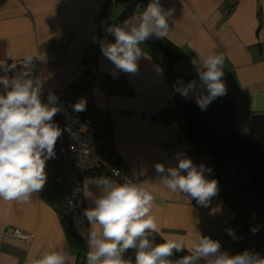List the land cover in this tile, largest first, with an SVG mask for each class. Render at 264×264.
<instances>
[{
  "label": "crops",
  "instance_id": "crops-1",
  "mask_svg": "<svg viewBox=\"0 0 264 264\" xmlns=\"http://www.w3.org/2000/svg\"><path fill=\"white\" fill-rule=\"evenodd\" d=\"M150 2L139 5L138 11L145 10ZM133 3L0 0V65L7 67L9 60L46 53L47 59L40 63L41 73L47 93L59 97V109L77 91L91 87L95 104L110 116L117 151L130 163L134 182H146L155 195L153 211L162 239L182 237L191 247L201 234L219 240L222 251L240 253L234 247L235 239L226 232L228 222L238 214L237 204L220 188L208 207L170 192L159 183L154 165L175 166L178 161L173 158L181 152L177 144L193 145L182 128L181 112L195 94L185 98L175 93L174 83L182 76L198 81L194 63L201 64L202 57H225L223 80L226 95L235 102L239 135H247L254 116L264 115V0H160L165 9H174L165 39L179 48L184 58L171 62L163 51L145 43L141 45L145 58L139 61V72H121L113 78V65L103 58L93 37L103 40L105 28L116 24ZM107 38L114 42V37ZM198 91L207 94L199 86ZM169 98L174 100L173 107ZM142 114H149L152 123L145 124ZM196 151L199 165L212 169L207 178L217 179L212 159L200 157ZM61 166L57 159L47 161L46 184L29 202L0 200V264H26L29 258L51 248L64 251L68 264H87V242L80 235L89 227L86 217L74 216L68 227L60 217L66 187ZM103 177L107 176L98 174L86 180L85 189L93 197L99 195L94 181ZM89 207H94V202L86 197ZM9 228L22 230L29 239L7 237Z\"/></svg>",
  "mask_w": 264,
  "mask_h": 264
},
{
  "label": "clouds",
  "instance_id": "clouds-1",
  "mask_svg": "<svg viewBox=\"0 0 264 264\" xmlns=\"http://www.w3.org/2000/svg\"><path fill=\"white\" fill-rule=\"evenodd\" d=\"M173 20L174 9H165L160 0H151L145 10L135 12L122 24L107 26L103 40L93 37L103 58L113 65V78H118L121 72L136 75L139 61L145 58L141 45L152 39L167 38ZM108 36L114 37V42H109ZM46 59V53L25 55L18 71L16 63L0 65L4 73L0 75V200L6 202L27 203L44 188L47 161L55 158V148L63 132L54 121L60 111L59 97L49 92L45 100L46 81L35 75L36 63ZM201 59V64L194 63L198 81L185 84L179 79L174 83V92L185 98L195 94L196 104L206 111L216 98L227 93L223 80L225 57L212 54ZM10 72L13 75L9 76ZM198 86L206 89L207 94H200ZM73 110L85 111L86 100L75 103ZM173 159L178 161L175 166L155 163L159 183L170 192H179L208 207L219 194V181L206 176L212 169L203 163L196 165L182 151ZM119 174L114 170V176ZM94 183L99 195L93 197L85 190L94 207L84 210L89 227L80 231L87 242V264H264V257L257 252L245 249L233 255L221 250L219 240L201 234L191 247L186 246L182 237L164 238V242L155 243L150 234H159L160 224L153 211L155 195L146 182L125 178L121 183L103 177ZM251 230L256 233L258 227ZM226 232L237 238L233 229ZM185 249L187 255L173 258ZM129 250L135 251L134 260L125 258ZM26 264H68V261L64 251L51 248L29 258Z\"/></svg>",
  "mask_w": 264,
  "mask_h": 264
},
{
  "label": "built area",
  "instance_id": "built-area-1",
  "mask_svg": "<svg viewBox=\"0 0 264 264\" xmlns=\"http://www.w3.org/2000/svg\"><path fill=\"white\" fill-rule=\"evenodd\" d=\"M22 59L9 60L8 63L18 65ZM13 74V73H12ZM35 75L44 80L40 63H36ZM48 93L44 84V99ZM86 100V110L75 112L73 105L80 100ZM168 104L174 106L173 98ZM145 124L152 123L149 114L141 115ZM54 121L63 130L58 139L55 152L57 159L62 164L61 171L66 176L64 206L60 217L64 224L69 226V221L86 209L85 182L88 178L98 174H105L118 182L125 178L134 182L133 171L130 163L125 162L119 155L108 112L97 107L93 98L91 87L77 91L60 108ZM177 150L189 155L196 165H199V156L191 145L177 144ZM242 168L238 158H231L224 162L219 173V183L222 191L232 198L238 207V214L227 224L236 233L234 247L243 252L245 249L259 253L264 257V204L258 201L250 189L249 179L239 177L238 171ZM114 170L120 172L114 176ZM253 227H258L256 233ZM6 236L16 239H29V235L17 228H9Z\"/></svg>",
  "mask_w": 264,
  "mask_h": 264
},
{
  "label": "trees",
  "instance_id": "trees-1",
  "mask_svg": "<svg viewBox=\"0 0 264 264\" xmlns=\"http://www.w3.org/2000/svg\"><path fill=\"white\" fill-rule=\"evenodd\" d=\"M134 1L132 0V3ZM150 1L139 0L130 5L116 24H122L125 19L138 11L139 5ZM146 44L163 51L171 62L184 58L183 52L165 38L152 39ZM180 79L192 81L194 77L182 76ZM181 124L193 143L191 146L194 151L200 150L212 159L218 181L224 162L231 158H238L242 164V168L238 171L239 177L249 179L250 189L256 199L264 204V115L254 116L249 134L241 136L236 129V106L230 95L216 98L206 111L198 107L194 98L183 105ZM219 188L222 191L220 183ZM222 193L233 200L223 191ZM152 236L155 243L164 242L159 234H150V238ZM187 254V251L175 253L173 258ZM125 258L134 260L135 251L129 250Z\"/></svg>",
  "mask_w": 264,
  "mask_h": 264
},
{
  "label": "rangeland",
  "instance_id": "rangeland-1",
  "mask_svg": "<svg viewBox=\"0 0 264 264\" xmlns=\"http://www.w3.org/2000/svg\"><path fill=\"white\" fill-rule=\"evenodd\" d=\"M250 129H251V124H250L249 127H248V132H247V134H249ZM198 151H199V155H200V157H201V155H202V156L205 155V154H204L203 152H201L200 150H198ZM205 156H206V155H205Z\"/></svg>",
  "mask_w": 264,
  "mask_h": 264
}]
</instances>
